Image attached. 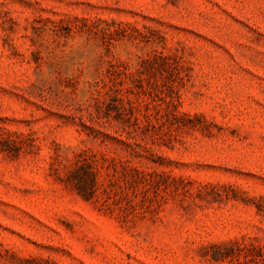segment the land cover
<instances>
[{"label":"rangeland","instance_id":"obj_1","mask_svg":"<svg viewBox=\"0 0 264 264\" xmlns=\"http://www.w3.org/2000/svg\"><path fill=\"white\" fill-rule=\"evenodd\" d=\"M0 264H264V0H0Z\"/></svg>","mask_w":264,"mask_h":264}]
</instances>
